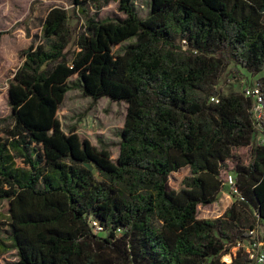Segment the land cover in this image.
<instances>
[{"label": "trees", "instance_id": "1", "mask_svg": "<svg viewBox=\"0 0 264 264\" xmlns=\"http://www.w3.org/2000/svg\"><path fill=\"white\" fill-rule=\"evenodd\" d=\"M71 2H114L125 17L90 19L73 40L67 10L54 8L43 22L49 47L21 52L8 81L12 122L0 131V248L12 242L15 264H226L251 230L264 232V146L253 147V99L218 85L242 68L263 74L264 95V0H150L144 18L135 0ZM76 88L127 105L117 160L63 129L58 112ZM248 147L245 163L234 152ZM229 164L238 199L199 219ZM184 168L192 176L172 189ZM231 264L251 261L238 251Z\"/></svg>", "mask_w": 264, "mask_h": 264}, {"label": "rangeland", "instance_id": "2", "mask_svg": "<svg viewBox=\"0 0 264 264\" xmlns=\"http://www.w3.org/2000/svg\"><path fill=\"white\" fill-rule=\"evenodd\" d=\"M150 0H135L141 17H146L149 11ZM54 8H64L69 15L68 26L73 34V40L84 31L90 19L96 21L118 20L125 15L118 11V4L111 3L100 10L94 6L82 9L75 8L71 0H0V131L11 124V109L8 106V81L23 63L21 52L31 46L37 48L44 45L49 47V41L43 36V22L49 12ZM134 40L130 39L124 44L115 47V52H122L124 48ZM70 49L74 50L75 45ZM263 74H252L246 69L240 68L233 71L229 68L220 80L218 88L224 95L231 93L245 94L250 85L255 84ZM77 76L72 77L71 84L76 83ZM127 105L112 102L109 98H102L94 102L92 98L85 97L79 88L68 92L61 105L58 118L65 132L72 128L92 144L101 148H109L112 159L117 160L120 154L121 133L125 127ZM261 116V117H259ZM259 132L253 142V147L264 146V112L258 114ZM253 147L235 150L237 155L245 163H248ZM230 169L223 171L222 179L225 187L218 200L209 205H201L198 208V218L213 220L222 217L226 210L234 204L236 197L230 186L226 184ZM190 168L181 169L170 177V187L177 191L183 188L185 179L191 177ZM9 212V203H0V220L4 222ZM263 232V227L259 226ZM19 260L18 249L11 241L6 240L4 247L0 248V264H15Z\"/></svg>", "mask_w": 264, "mask_h": 264}, {"label": "built area", "instance_id": "3", "mask_svg": "<svg viewBox=\"0 0 264 264\" xmlns=\"http://www.w3.org/2000/svg\"><path fill=\"white\" fill-rule=\"evenodd\" d=\"M244 95L253 99V118L258 133V114H262L264 112L263 92L261 90V87L256 82L255 84L253 83L252 85H250L249 89L246 90V93ZM212 101L219 102V100L216 98H213ZM261 127L262 129H264V125H261ZM226 184L230 186V189L234 196L239 195L238 189L235 187V177L232 172L227 177ZM236 199L238 198L236 197ZM250 235L252 236L250 240L239 241L233 247L232 252L223 257L224 263L231 264L233 262V255H236L238 251H242L249 258L251 264H264V242L261 240V236L264 235V232H260L259 228H256L250 231Z\"/></svg>", "mask_w": 264, "mask_h": 264}, {"label": "crops", "instance_id": "4", "mask_svg": "<svg viewBox=\"0 0 264 264\" xmlns=\"http://www.w3.org/2000/svg\"><path fill=\"white\" fill-rule=\"evenodd\" d=\"M23 61H24V59H23Z\"/></svg>", "mask_w": 264, "mask_h": 264}]
</instances>
